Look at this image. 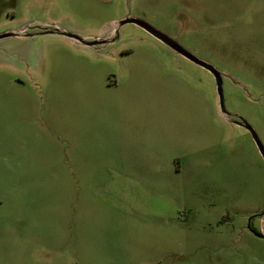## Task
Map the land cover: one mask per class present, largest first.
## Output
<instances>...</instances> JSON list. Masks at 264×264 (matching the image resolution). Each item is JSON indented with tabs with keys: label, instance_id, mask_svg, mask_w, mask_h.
Instances as JSON below:
<instances>
[{
	"label": "rangeland",
	"instance_id": "1",
	"mask_svg": "<svg viewBox=\"0 0 264 264\" xmlns=\"http://www.w3.org/2000/svg\"><path fill=\"white\" fill-rule=\"evenodd\" d=\"M4 33L0 264H264V0H0Z\"/></svg>",
	"mask_w": 264,
	"mask_h": 264
},
{
	"label": "water",
	"instance_id": "2",
	"mask_svg": "<svg viewBox=\"0 0 264 264\" xmlns=\"http://www.w3.org/2000/svg\"><path fill=\"white\" fill-rule=\"evenodd\" d=\"M125 24H134V25L142 28L147 33H149L150 35H152L153 37H155L156 39L161 41L163 44H165L166 46L171 48L177 54L186 58L187 60L194 63L195 65L200 66V67L204 68L205 70L209 71L213 75L215 82H216V89H217L218 104H219L220 112L225 117H229V113L227 112L225 105H224L223 80H222L223 74L219 70H217L213 65L199 59L196 56H194L189 51H187L184 47H182L177 41H175L171 37L167 36L166 34L159 31L158 29L154 28L149 23H147L143 20H140L137 18H132V17H127V18L119 21L116 25H114V33L117 34L118 29ZM46 31L50 34H58V35L64 36V37L72 40L75 43H79V44L87 46V47H96L98 45L109 43V41L100 40L99 38H94L92 40H90L88 38H82V37H79V36H77L71 32L60 31L59 29H49V30L47 29ZM10 36H14L13 33L0 34V40L3 38L10 37ZM239 119L241 121H240V123H238V125L243 126L249 130V132L251 133V135L253 137V140L256 143V146H257L260 154L262 155V157L264 159V146H263L261 140L259 139L257 133L245 120H243L240 117H239ZM257 237L264 238V235L263 234H257Z\"/></svg>",
	"mask_w": 264,
	"mask_h": 264
},
{
	"label": "flooded vegetation",
	"instance_id": "3",
	"mask_svg": "<svg viewBox=\"0 0 264 264\" xmlns=\"http://www.w3.org/2000/svg\"><path fill=\"white\" fill-rule=\"evenodd\" d=\"M240 121L241 120L238 117H233V119L231 120V123L234 124V125H236V126H239L238 123H240ZM239 127L243 128V129H245L246 131L249 132V130L246 129L245 127H243V126H239Z\"/></svg>",
	"mask_w": 264,
	"mask_h": 264
}]
</instances>
